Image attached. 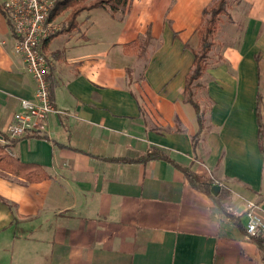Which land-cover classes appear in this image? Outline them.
Masks as SVG:
<instances>
[{
  "label": "crops",
  "instance_id": "obj_1",
  "mask_svg": "<svg viewBox=\"0 0 264 264\" xmlns=\"http://www.w3.org/2000/svg\"><path fill=\"white\" fill-rule=\"evenodd\" d=\"M210 1L127 0L112 15L93 7L74 33L42 45L55 111L45 133L3 143L48 176L0 169V264H264L241 229L248 198L264 222V0H234L213 31L218 48L192 87L204 110L193 149L197 119L183 85ZM11 43L0 10V133L34 89ZM149 147L211 177L239 224L170 162L107 158Z\"/></svg>",
  "mask_w": 264,
  "mask_h": 264
},
{
  "label": "built area",
  "instance_id": "obj_2",
  "mask_svg": "<svg viewBox=\"0 0 264 264\" xmlns=\"http://www.w3.org/2000/svg\"><path fill=\"white\" fill-rule=\"evenodd\" d=\"M56 0H1L5 20L10 28L11 53L19 55L27 73L34 82L33 95L19 97L11 120L4 132L10 138L45 133L47 116L55 111L48 92L46 74L48 57L42 49V41L53 32L54 17L50 16ZM257 201L246 199L242 209L245 216V236L260 233L264 236V222L256 213Z\"/></svg>",
  "mask_w": 264,
  "mask_h": 264
},
{
  "label": "trees",
  "instance_id": "obj_3",
  "mask_svg": "<svg viewBox=\"0 0 264 264\" xmlns=\"http://www.w3.org/2000/svg\"><path fill=\"white\" fill-rule=\"evenodd\" d=\"M80 0H56L54 6L51 8L50 16L55 17L58 10L64 6H67L70 4H77ZM228 0H212L210 1V4L204 6L201 9V15H200V22L197 24L196 32H197V47L192 50V59H191V65L187 72L185 73V81L183 85L184 89V95L183 100L188 103H190L194 108L195 117L197 119V129L196 133H194L191 136V145L193 146V149L196 147L195 144L199 138V135L201 133V129L203 128V107L199 105L193 98V89L192 87L196 84L194 80H196L199 77V73L201 69L204 67L206 63V56L208 51L211 49L212 44V35L213 31L217 25V16L219 13L226 14V6H227ZM127 0H96L91 2L86 6V8L90 9L93 7H103L109 11V13L112 15L116 10H123L126 6ZM74 26V22L72 19H69L67 22V25H65V31H68L70 27ZM55 31L48 35L43 41L42 45L48 41L51 36L56 34ZM149 33V30L146 29L143 33V47L146 43L150 42L151 36ZM138 40V38H137ZM140 47V46H139ZM134 51L133 49H128V51ZM46 80H48V74L46 77ZM55 83L53 81L48 80V92L52 99V90ZM257 95L255 97L256 101ZM257 144L259 145V149L263 152V158H264V148L261 143L262 137H263V129L260 122L257 123ZM45 137L44 135H42ZM109 159H119L122 161H145V159H151V158H161L168 162H170L173 166L178 167L184 176L186 177L187 182L189 185L193 188H196L200 191H204L214 202L215 206L219 208L225 215H228L236 224H239L237 217L234 215H231L227 212L225 205H223L222 199H224L227 196V192H225L222 188H220L216 195H212L210 192V185L213 184V181L211 178L205 176L204 174H196L193 172L189 166L180 165L177 161H174L171 159L165 152H163L161 149H158L156 147H149L145 150L144 153H141L137 156L128 158V157H107ZM0 169L6 170L16 176H20L26 181H32V180H39L42 178H46L48 176V173L44 170V168L35 163V162H23L16 159L13 155H11L9 152H7L4 148V145L0 144ZM264 182V177H263ZM243 232L245 233L244 229L241 228ZM250 239L253 240L254 243L258 246L262 253V257H264V236H262L260 233L251 234L248 235Z\"/></svg>",
  "mask_w": 264,
  "mask_h": 264
},
{
  "label": "rangeland",
  "instance_id": "obj_4",
  "mask_svg": "<svg viewBox=\"0 0 264 264\" xmlns=\"http://www.w3.org/2000/svg\"><path fill=\"white\" fill-rule=\"evenodd\" d=\"M93 1H96V0H80L79 2H77V4H70L69 3V5L62 7V9L60 8L58 10L57 14L55 15L54 19H53L54 20L53 32L55 31V29H57V31L55 32L56 34H54L53 36H56L59 34H70V32L74 33V31L77 30L79 27V19H80L79 17L81 15V12H83V10H88V8H86V6ZM0 3H1V0H0ZM233 4H234V0H228L227 1V6L231 7ZM227 6H226V8H227ZM255 12L258 13L259 11L257 9H255ZM217 17H218L217 18V23H218V21H220V20H222V21L227 20L228 14L219 13ZM69 19L73 20L74 26L73 27L71 26L68 31H65V28H66L65 25H67V22L69 21ZM53 36H51V38ZM211 40H212L211 49L213 47V53H214L215 52L214 50H216L218 48V46H216V44H217L216 42L214 43L213 35H212ZM209 57L212 59V57H213L212 53H207L205 60ZM196 80H194V81L196 82ZM199 92H200V95L198 93L197 98H200L203 96L201 89L199 90ZM197 98H194L196 102H197ZM199 104L201 105V103H199ZM0 135H1L0 141L2 142V143L0 142V144H2L4 146H5V144L3 142L10 141L11 139H13V138H10L9 136H7L4 131L2 133H0ZM263 139H264V137H262L261 143H262L263 148H264V140ZM209 178H211V177H209ZM211 180L214 183V180L212 178H211Z\"/></svg>",
  "mask_w": 264,
  "mask_h": 264
},
{
  "label": "water",
  "instance_id": "obj_5",
  "mask_svg": "<svg viewBox=\"0 0 264 264\" xmlns=\"http://www.w3.org/2000/svg\"><path fill=\"white\" fill-rule=\"evenodd\" d=\"M209 188H210V192L212 195H216L218 190L220 189L218 183L217 184L216 183L211 184Z\"/></svg>",
  "mask_w": 264,
  "mask_h": 264
}]
</instances>
